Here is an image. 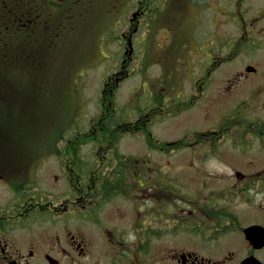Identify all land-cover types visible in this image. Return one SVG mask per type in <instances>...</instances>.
I'll use <instances>...</instances> for the list:
<instances>
[{"label": "flooded vegetation", "instance_id": "af4514ba", "mask_svg": "<svg viewBox=\"0 0 264 264\" xmlns=\"http://www.w3.org/2000/svg\"><path fill=\"white\" fill-rule=\"evenodd\" d=\"M181 1L0 0V51H17L27 41L33 47L38 34L47 36L54 25L73 29L89 17L100 16L111 18L109 28H115L117 17L131 16L121 37L125 41L130 38L132 46L142 18L179 15ZM244 2L184 0L198 13L212 10L220 18L221 28L236 21L240 34L236 44L263 47L264 25H258V15L263 17L264 10L247 11L250 14L245 18ZM226 39L221 33L223 46L229 42ZM132 54L133 46L131 53L122 57L119 75L107 78L103 86L109 94L127 78ZM229 59L226 55L220 62ZM246 72L239 76L255 74L251 67ZM261 77L255 87L258 96L264 93ZM187 103L191 107V100L177 106ZM236 107V115L224 116L214 130L193 134L195 143L211 150L205 155L208 157L216 155L223 140L234 145L232 149L239 147L237 155L226 154L230 173L225 185L218 192L205 194L181 195L175 181H165L161 170L144 169L143 156L119 151L122 135L142 133L144 128L148 131L149 122L140 119L143 114L134 122L122 121L110 129L114 137L120 134L119 154L110 152L98 139L91 143L98 145L91 160L82 152L84 146L77 154L26 155L5 152L11 143L2 142L0 185L10 197L0 202V264H264V197L256 202L249 194L250 189L264 192V104ZM158 111L157 117L163 118L164 110ZM51 157L60 173L54 178L65 184L55 195L36 188L43 159ZM128 159L132 161H124ZM201 181V186H209L206 180ZM68 212L75 213L76 233L67 226L62 232L34 231L33 227L40 228L43 223L53 228L55 220H66ZM129 232L135 235L134 241L126 239Z\"/></svg>", "mask_w": 264, "mask_h": 264}, {"label": "rangeland", "instance_id": "374dc122", "mask_svg": "<svg viewBox=\"0 0 264 264\" xmlns=\"http://www.w3.org/2000/svg\"><path fill=\"white\" fill-rule=\"evenodd\" d=\"M242 8H245V18H248L250 13L247 11L264 10V0H245ZM178 14L146 16L140 21V27L132 41L133 58L126 66L128 76L111 89V108L114 113H110L113 116L108 124L112 130L119 122H134L143 114L144 118L140 119L149 122L147 130L152 134L150 136L153 142L149 143L144 128L142 133L133 131L130 132L133 134L122 135L119 151L132 156H143L146 159L144 169L161 170L165 181H175L174 185L180 188L181 195L193 194L195 191L204 194L209 190L218 192L230 173L226 167V154L237 155L239 147L232 149L235 146L223 140L215 151L216 155L208 157L205 155L211 150L203 144L195 143L193 134L214 130L224 116L236 115V106L239 104H264V93L258 96L260 92L255 90L260 84V75V79L264 77V46L254 48L250 44H236L240 36L239 24L236 21L228 22L226 27L221 28L220 18L212 10L198 13L182 0ZM130 17H117L115 28H109L113 23L107 16L89 17L84 25L78 23L72 30L66 27L57 29L54 25L48 32L49 37L54 30L59 34L50 46L53 50L43 47L49 50L51 57L43 59V66L32 62L35 67L31 72L37 67L36 72L42 75L44 84L46 83L40 101L36 99L37 93L38 97L41 93L39 89H24L19 82L18 88L12 82L20 79L22 71L14 72L10 70L12 66L8 68L10 73H7L9 76H6V81H11L9 84L12 89H5V92L12 96H8L11 98L3 103V110L9 115L15 113L16 116H10L11 121L17 119L19 126L28 121L27 126L21 128V132L22 129L26 131L16 133V136L29 138L32 135L33 139L36 138L32 142L36 153L24 152L23 149L20 151L13 143L12 146H5V152L35 155L42 148L43 142H52L60 128L66 127L69 122L72 125L67 127L69 129L66 135H71L77 127L80 134L90 133L93 126L98 127L101 115L105 114L103 95L108 93L103 85L108 77L113 74V77H117L123 70L119 68L122 66V57L126 56V41L121 34L126 32V20ZM258 21V25H264V16L258 15ZM221 33L223 39L226 37V41H229L227 46L220 42ZM226 55L230 59L220 62ZM19 57L17 54L15 64L20 61ZM248 67L255 74L241 78L239 75L247 73ZM39 69L41 70L38 71ZM206 72L210 75H205ZM36 77L40 79L39 75ZM34 79L31 80L33 84L36 83ZM188 100L192 102L191 107L186 110L182 104V112L175 114L177 104ZM155 101L160 103L156 104ZM156 105L164 110L163 118H155V113H151ZM6 125L4 122L2 126L0 124V148L2 142H10L3 137ZM183 136L190 137L184 138L187 145L182 139L184 142L181 148L170 147L169 144L166 146V143L180 140ZM156 144L163 149H158L157 146L155 148L153 145ZM97 147V144H88L83 147L82 152L91 160ZM173 147L175 149L171 150ZM1 149L0 152H3ZM253 153L258 155L257 152ZM43 161V166L37 172L40 178L36 185L37 191L55 195L65 184L54 178L60 177L54 158ZM202 179L207 181L208 187L201 186ZM9 197L10 194L0 185L1 204ZM74 216L75 213L68 212L66 220H55L53 228L49 223L33 228L36 232H62L64 226H67L76 233L77 224L72 218Z\"/></svg>", "mask_w": 264, "mask_h": 264}, {"label": "trees", "instance_id": "16d2710c", "mask_svg": "<svg viewBox=\"0 0 264 264\" xmlns=\"http://www.w3.org/2000/svg\"><path fill=\"white\" fill-rule=\"evenodd\" d=\"M57 29H59V27H56ZM70 29V28H69ZM66 30V29H65ZM72 30V29H70ZM51 36L49 37L38 34L37 36V44L35 46H29L28 41L25 44V46H21L17 51L16 50H1L0 51V124L2 126V123L4 122V125H6V123H8L4 129L5 133H3V137H5L6 141H9V143H11L10 145L12 146L14 144V146H16V148L18 147L21 151V149H23L24 152H33L36 153L33 148V144L32 142L35 141V139H33L32 135H30L29 138L27 137H20V136H16V133H22L25 132L26 130L22 129L21 132V128L27 126L26 123L28 121H25L26 123L23 122L22 126H19L17 119L14 121H11V117L10 116H16L15 113H13V115H9V113H5V110H3L4 105L3 103L5 102V100H8L11 97L8 96H12L11 93L6 94L5 89H12L10 86V82L11 81H6V76H9L7 73H10L8 71V68L10 66H12V68L10 70L12 71H16V70H21L22 74L20 76V79H16L15 81L13 80L12 82H14L15 86H17L18 88L21 86L24 89H29V88H33L35 87L36 90H40V96L38 97V93L36 95V99H38L40 101L41 99V94H42V89L45 87L46 83L44 84L43 78L41 74H38L36 72V69L34 72H31V69L35 67V65H41L42 66L45 64L44 60H47V58L51 57L49 50L45 49L47 48H51L50 46H52L53 42H55L57 40V37L59 36V34L57 35V31H52ZM45 47V48H43ZM53 50V48H51ZM50 50V51H52ZM10 53V56H8V54ZM19 55L20 57V61L15 64L16 60V55ZM10 57V59H8ZM8 59V60H7ZM44 59V60H43ZM35 64L33 66V63ZM13 63V64H12ZM41 69H39L38 71H40ZM40 76V79H37L36 76ZM36 77V79H34V77ZM33 77V78H32ZM34 79V82H36L35 84L32 83L31 80ZM36 80V81H35ZM43 81V84H42ZM19 82V85H18ZM30 85V86H29ZM14 90V89H13ZM113 91L109 94L106 93L103 95L104 97V115L101 116L100 120H99V125L96 128L95 126H93V130L89 131L90 133H86V134H80V132H78L77 128L75 129V131L71 134V135H66L67 131L69 128V126L72 125V122H69L68 125L64 128H60V131H58L57 134H55V139H53L52 142H43V146L42 148L38 149L37 154L38 153H42L40 151H45V152H51L54 154H68L70 155L71 153H79L81 151V146H85L87 144H91L94 143L96 140L98 139H102L101 143H105L106 147L110 148L111 151L110 152H114L116 154H119L118 151V141L120 138V134H117L115 137L113 136V134H111L110 132V127H109V120L112 118V114L110 115V113H114V109L111 108L112 105V100H113V96H112ZM102 97V98H103ZM101 98V104H103ZM154 103V102H153ZM156 104H159L160 101H155ZM161 103H162V99H161ZM153 105V104H151ZM161 105V104H160ZM159 105V107L156 105L155 110L152 111V113H155V116L157 117L159 114V108H161ZM184 108L189 109V103L187 104H183ZM110 106V107H109ZM155 107V106H153ZM153 107L151 109H153ZM176 110H182L181 105L177 106ZM7 111V110H6ZM142 113V112H141ZM3 114H6L3 115ZM21 116V115H20ZM19 117V116H18ZM17 117V118H18ZM23 116H21L22 118ZM10 119V120H9ZM111 122V120H110ZM1 129V127H0ZM77 130V132H76ZM146 132V131H145ZM147 136H148V131L146 132ZM66 135V136H65ZM1 136V134H0ZM33 139V140H32ZM148 140L149 143L153 142L151 141V137L148 136ZM100 141V140H99ZM183 140L177 142V143H173L172 145H170V147L172 146H178V148H181L183 145ZM13 143V144H12ZM187 142L185 141V145ZM46 144L48 145V149H46ZM153 144V143H152ZM155 144V142H154ZM169 145L166 144V146L168 147ZM155 148L157 146V148H161L163 149L161 146H159L158 144L153 145ZM187 147V146H186ZM189 147V146H188ZM175 148H171V150H174ZM44 152V153H45ZM119 158V157H117ZM122 156H120V160H122ZM124 161H128L131 162L132 159H128V160H124ZM16 188V186L14 187Z\"/></svg>", "mask_w": 264, "mask_h": 264}, {"label": "clouds", "instance_id": "9594fccd", "mask_svg": "<svg viewBox=\"0 0 264 264\" xmlns=\"http://www.w3.org/2000/svg\"><path fill=\"white\" fill-rule=\"evenodd\" d=\"M249 194L254 196L256 202H259L261 200V197H264V192L253 193L251 189L249 190ZM126 239L128 241H134L136 237L131 232H129Z\"/></svg>", "mask_w": 264, "mask_h": 264}, {"label": "water", "instance_id": "95a60500", "mask_svg": "<svg viewBox=\"0 0 264 264\" xmlns=\"http://www.w3.org/2000/svg\"><path fill=\"white\" fill-rule=\"evenodd\" d=\"M136 15L135 14H133L132 15V18H134ZM126 49H125V55L127 56L128 54H130L131 53V50H132V46H131V41H130V38H128L127 40H126V47H125ZM247 71H250V69H247Z\"/></svg>", "mask_w": 264, "mask_h": 264}]
</instances>
